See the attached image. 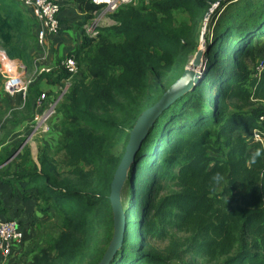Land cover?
<instances>
[{
	"label": "trees",
	"instance_id": "1",
	"mask_svg": "<svg viewBox=\"0 0 264 264\" xmlns=\"http://www.w3.org/2000/svg\"><path fill=\"white\" fill-rule=\"evenodd\" d=\"M91 1L70 0L83 16L79 30L101 10ZM207 2L121 5L108 16L113 25L98 28L94 37L83 36L67 55L80 73L57 109L62 117L58 148L41 147L37 164L27 151L18 173L7 174L12 181L4 183L20 186L22 201H34L43 215L53 211L58 219L29 264L100 262L112 237L110 183L121 159L110 160L107 150L116 141L126 145L141 113L176 81L169 75L178 67L192 26L177 22L175 14L186 12L193 22L205 13ZM261 4L247 20L217 23L198 83L154 121L126 180L125 231L109 264H264V150L249 142L252 130L264 133V108L242 109L252 100L264 101V69L254 77L246 64L255 53L251 37L264 41ZM20 7L15 0H0V52L29 68L35 22ZM58 70L41 77L59 85L70 80ZM27 94L30 106L41 93L34 83ZM257 150L261 156L253 163ZM216 173L222 176L219 182L211 179ZM164 178L174 181L169 194L162 193ZM141 196L138 221L133 205ZM0 214L4 217L2 206ZM148 237L166 242L161 253L145 242Z\"/></svg>",
	"mask_w": 264,
	"mask_h": 264
},
{
	"label": "rangeland",
	"instance_id": "2",
	"mask_svg": "<svg viewBox=\"0 0 264 264\" xmlns=\"http://www.w3.org/2000/svg\"><path fill=\"white\" fill-rule=\"evenodd\" d=\"M7 1L10 2V0ZM137 1L138 0H130L129 4H136ZM263 1L264 0H258L257 4V0H210V3H206L207 10L202 15V17L195 19L193 22H191V16L188 13H176V21L187 22L191 24L192 33L189 40L184 42L183 51L179 59L178 67L172 71V73L169 75V78L175 76V80H178L182 76L183 72L192 63L196 53L199 50L203 52V59L202 65L200 66L201 69L200 67L197 68L196 72L199 73V69L202 72L207 47L212 43L213 32L217 23L221 20H224V24L227 25L230 24L232 20H239L242 17L245 18L243 20H247V15H249V13L252 12L255 8L263 5L261 4V2ZM11 2H14V0H11ZM245 4H252V7L244 8ZM26 12L27 11H25V13ZM27 14L28 13H26V16L29 15ZM109 14V12H105L104 9L101 8L100 12L95 16V19L92 22L86 24L83 29L81 27L84 36H89V33L92 32V28L98 29L101 27L113 25V23L108 18ZM28 17L30 18V15ZM30 22L33 23L31 20ZM35 26L33 24V30H35ZM256 39L257 38L255 36L251 37L250 39L251 43L255 45V53H253L252 59L246 60L247 67L252 70L254 77L257 76L256 69L258 65L264 60V41H259ZM41 57L47 58L48 60L47 54L41 55ZM66 57L67 54L63 56V58ZM59 63L60 62H58L57 64ZM20 65L22 66V68H24L22 71L23 79L28 80L31 70H29V68L26 67L22 62H20ZM51 71L54 72L60 70H57L56 65ZM78 73H80L79 69L76 75L71 76L74 77L75 81L78 80ZM48 74H50V72ZM41 76L42 75H38L33 78L30 86L36 83ZM52 79L53 78L44 80L51 83ZM5 80L6 69L5 67H3L0 59V159H2V163H0V193L2 195L0 196L5 200H8L9 202L14 198H17L19 200V209L17 210L16 219L20 220V223L22 224V226H24V228L21 229V233L23 236L21 242L13 247V250L11 251L9 256H7L6 258H0V264H29L30 258L37 251V248L40 246L47 233L54 231V227L57 225L58 219L53 211H49L46 215H43L39 210H37V203L32 202L31 200L22 201L21 198L24 195V191L20 186H16L15 188H13L12 186L10 187L4 183L9 182V180L12 181L9 176H7V174L10 176L11 174H13V176H15V174L18 173V162L20 159H22L24 154H27V151L29 152L30 160L37 164L38 150L41 147L50 149V151H55L58 148L56 144L60 138V123L62 121V117L58 113L57 109L71 83L69 80L65 82L62 87L57 84H52V86L50 87L51 89H53V91L51 92V94L46 93V100L44 102L45 106H41L40 108L36 106V108L39 110L38 112L35 109V104L33 106V110L31 109V106L28 105L27 101L23 105L22 100L25 101L26 97L24 99L21 96L20 98H9L3 91V84ZM154 90L155 89H153L148 95L150 100H153L155 97ZM27 95L28 94L26 93L25 96ZM156 102H152L153 104L150 103V106L148 108L153 106ZM250 102L251 104L248 107H243L242 109L260 111L262 108H264V101L255 99ZM26 105L30 107V110H27ZM50 107L52 108L53 112L51 113H53V115L49 114V118L47 119V121L41 122L40 117ZM230 109H232V111L236 110L234 107ZM27 117H30V119L25 122ZM260 120L261 119L259 118L258 122ZM20 123H22L21 126ZM25 123H27V125ZM126 145L123 140L119 142H113L107 150V156L110 158V160H119L124 154ZM149 152L150 151L148 150L146 154H149ZM209 154L213 157L217 156V154L212 151H210ZM262 160L264 161V156L262 157ZM125 189L126 183L124 184L120 192V206L123 214L124 210L127 208L129 200V194H126ZM174 190V181L170 178H164L162 181V193L169 194ZM144 197L145 196H141L139 198L140 202L136 205H133L137 212L138 221L140 219L139 216L141 204H143L145 201ZM0 206H2L1 202ZM5 210L8 211L7 209ZM99 212L102 216V219L107 218L106 213L102 212L101 210H99ZM103 240V233L101 230H99V232L97 233L96 245L100 247L103 244ZM145 242L150 244L153 251L156 253H161L166 245L165 241L151 237L146 238ZM183 262H187V259H183ZM89 263L90 261L80 264Z\"/></svg>",
	"mask_w": 264,
	"mask_h": 264
},
{
	"label": "built area",
	"instance_id": "3",
	"mask_svg": "<svg viewBox=\"0 0 264 264\" xmlns=\"http://www.w3.org/2000/svg\"><path fill=\"white\" fill-rule=\"evenodd\" d=\"M21 5V7L27 11L32 20L37 25L35 36L36 45L42 48L46 42V39L50 36H56L59 33L60 26L58 18L61 12V4L56 0H15ZM93 5L100 6L105 12H113L119 6L130 3V0H92ZM89 33L90 37L97 35L95 29H91ZM41 57V56H40ZM35 60L32 67L30 77L28 80L23 79L21 65H18L17 61L7 59L2 53H0V59L3 67L6 69V80L3 84V91L7 96L18 95L23 99L26 97L29 86L32 79L43 73L47 74L52 72L50 68L44 65L46 58L41 57ZM17 67V68H16ZM61 69L74 76L78 72L76 61L72 57L64 58L57 64V70ZM264 69V60L258 65L256 72L257 75ZM21 72V73H18ZM46 95L41 94L37 102V107L45 106L44 102ZM52 108H48L46 112L40 117L41 122H46L49 118V114L53 115ZM263 120V118H261ZM249 142L252 145H259L264 149V133L258 129L251 131ZM22 233L15 221H8L0 214V258H6L10 255L13 247L19 244L22 240Z\"/></svg>",
	"mask_w": 264,
	"mask_h": 264
},
{
	"label": "water",
	"instance_id": "4",
	"mask_svg": "<svg viewBox=\"0 0 264 264\" xmlns=\"http://www.w3.org/2000/svg\"><path fill=\"white\" fill-rule=\"evenodd\" d=\"M202 59L203 52L199 50L192 63L183 72L182 76L166 90L153 106L147 108L141 113L132 130L129 132L124 154L114 171L110 183L109 202L113 217L112 237L98 264H109L121 246L125 231V223L124 214L122 213L120 206V192L126 183L127 178L131 175L129 172L132 171L133 173L131 166L134 163L135 157L139 152L142 143L146 139L150 128L161 112L173 104L178 98L191 91L198 83L201 72H196V69L202 65Z\"/></svg>",
	"mask_w": 264,
	"mask_h": 264
},
{
	"label": "crops",
	"instance_id": "5",
	"mask_svg": "<svg viewBox=\"0 0 264 264\" xmlns=\"http://www.w3.org/2000/svg\"><path fill=\"white\" fill-rule=\"evenodd\" d=\"M56 1L61 4V12L59 15V22L61 23L63 28L58 35L48 37L42 48L38 47L37 45L34 46V48L30 51L32 63H31V66L29 67V70H32V67H33L35 60H37L41 55H46V54L48 55V60L46 58V60L44 61V65L50 69H53L57 65L59 60L64 55H66V54L68 55L71 51H73L78 46V44L81 41V38L84 36L83 31H81L77 28V26H79V24H81V22H83V16H82V14H80L78 12L76 6L71 4L70 0H56ZM21 9L23 10L22 7H21ZM30 18H31V16H30ZM94 19H95V16H94ZM86 24H88V23H86ZM86 24L82 25V29L84 28V26ZM36 28H37V25L35 26L34 34L36 32ZM93 29H95V28H93ZM95 30L97 31V29H95ZM17 62L20 65V62L19 61H17ZM44 79L45 78L41 77L35 83V85L38 86V89H39L41 94H45V95H46V93L51 94L53 89H51L50 86H52V84H54L53 79H52L51 83L47 82ZM74 81H75L74 77H71L70 83H73ZM64 84H65V82L61 83V85H59V84H57V85L62 87ZM40 95H39V97H40ZM8 97L9 98H11V97L20 98V96H17V95L8 96ZM39 97L36 98L34 101H31V103H30L31 109L33 110V106L35 104V109L38 112H39V110L36 108V105H37V102L39 100ZM57 98H59V97H57ZM21 100H22V98H21ZM58 100H60V99H58ZM22 101H23V105H24L26 100L25 101L22 100ZM29 119H30V117H27L25 122H27ZM25 124L27 125V123H25ZM9 178H10V176H9ZM0 195H2V194L0 193ZM18 201L19 200L17 198H14L9 202L8 200H5L4 198H2L0 196V202L2 203V213H3L4 217H6L8 220H14L17 223L18 227L20 229H22V228H24V226H22V224H19V222H18L19 220L16 219L17 210L19 209ZM32 202H34V201H32ZM5 209H7L8 211H6Z\"/></svg>",
	"mask_w": 264,
	"mask_h": 264
},
{
	"label": "clouds",
	"instance_id": "6",
	"mask_svg": "<svg viewBox=\"0 0 264 264\" xmlns=\"http://www.w3.org/2000/svg\"><path fill=\"white\" fill-rule=\"evenodd\" d=\"M1 53V52H0ZM12 61H17V60H12ZM203 71V69H202ZM201 72V71H200ZM261 156V152L259 150L255 151L252 156H251V160L252 162L254 163L256 158L260 157ZM211 179L214 181V182H219L222 180V176L219 174V173H216L214 174Z\"/></svg>",
	"mask_w": 264,
	"mask_h": 264
},
{
	"label": "bare ground",
	"instance_id": "7",
	"mask_svg": "<svg viewBox=\"0 0 264 264\" xmlns=\"http://www.w3.org/2000/svg\"><path fill=\"white\" fill-rule=\"evenodd\" d=\"M202 62V61H201ZM200 69H201V67H200ZM200 69H199V71H200Z\"/></svg>",
	"mask_w": 264,
	"mask_h": 264
}]
</instances>
